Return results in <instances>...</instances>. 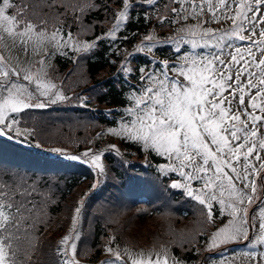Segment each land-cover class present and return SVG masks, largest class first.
<instances>
[{
	"label": "snow or ice",
	"instance_id": "obj_1",
	"mask_svg": "<svg viewBox=\"0 0 264 264\" xmlns=\"http://www.w3.org/2000/svg\"><path fill=\"white\" fill-rule=\"evenodd\" d=\"M156 2L117 0L113 9L110 4H98L95 0H21L19 4L0 0V46L4 50L23 49L25 53L31 46L38 53L51 44L61 55H67L70 49L76 54L73 62L78 63L94 53L101 40L115 43L117 33L130 20L133 10L153 8ZM173 3H179V8H171L176 19L169 23L177 24L191 17L197 19V24L178 27L174 35L163 39H158L154 30L150 31L135 46V51L128 53L116 75L122 76L130 88L127 93L130 106L124 110L119 126L108 127L106 133H97V138L110 134L138 146L146 159L152 153L165 158L167 163L156 165L155 179L178 174L179 179L172 180L170 188L180 190L183 197L201 206L202 224H214L217 204L221 217L225 214L229 217L210 234L207 250L247 241L249 250L243 255L250 262L264 264V251L259 250L264 247V206L259 208L258 231L257 217L250 214L257 200L264 204V132H261L264 128V0H200L199 3L173 0ZM205 6L210 20L199 19L205 16ZM60 8L64 11H53ZM93 9L103 10L106 18L112 15L115 23L111 28L91 42L79 36L74 38L69 28L65 39L62 25L69 10L71 19L86 31L84 17ZM49 14L57 21L51 33ZM152 15L146 12L145 21L150 22ZM157 19L161 24L165 22L158 14ZM221 21H230L232 26L204 27ZM237 42L246 47L242 49ZM186 44L191 46L190 50L179 55ZM166 45L177 54L176 63L170 64L168 58L151 59V69L133 67L136 54L154 55L156 48ZM198 47L208 51L198 53ZM55 54V51L45 53L39 60L26 63L19 59L14 62L11 55H0V139L41 149L44 141L38 139V121L30 109H46L73 101L86 106L89 102L88 96H69L62 84L53 82L55 66L47 60ZM137 71L139 87L130 83ZM109 114L111 110L106 113ZM46 150L87 164L98 178L92 190L98 187L100 177L107 178L102 163L104 153L114 151L121 155L119 147L112 143L99 151L89 148L79 155H70L63 147ZM0 177H3L0 264H33L32 257L38 249L35 233L43 222L42 209H38V202L33 199L39 191L38 181L29 169L2 163ZM89 194L85 192L74 208L67 234L59 240L56 254L63 257L60 264H79L75 258L81 237L77 225ZM182 240L190 242L187 236ZM114 242L113 236L109 244ZM170 246L169 242H158L138 251L131 245L122 250L119 246L115 250L108 246L105 251L111 258L103 264H183L169 255Z\"/></svg>",
	"mask_w": 264,
	"mask_h": 264
},
{
	"label": "trees",
	"instance_id": "obj_2",
	"mask_svg": "<svg viewBox=\"0 0 264 264\" xmlns=\"http://www.w3.org/2000/svg\"><path fill=\"white\" fill-rule=\"evenodd\" d=\"M13 2L19 4L21 0ZM95 2L108 3L113 9L117 7V0ZM196 2L199 3L200 0ZM172 7L179 8V3H173V0H157L153 8L138 7L117 33L118 39L115 43L110 39L101 40L94 53L81 58L78 63L73 62L72 57L76 54L70 49L67 55L53 50L56 54L47 60L48 64L55 66V72L52 73L55 77L53 82L58 86L62 84L69 96L82 94L92 96V99H89L86 106L73 101L46 109H30L29 112L38 121V139L44 141L43 148L63 147L70 155H79L89 148L93 151L106 148L110 142L105 136L92 142L93 130L89 128H95L99 123L117 125V120L109 121L105 118L102 112L105 105L117 104L120 114H124V110L130 106L127 99L130 88L124 84L122 76H117L116 73L128 53L135 51L136 41L150 31L151 25L157 35L170 36L175 34L176 28L195 25L198 22L197 19L189 17L187 21L181 19L177 24L169 23L168 21L176 19L171 13ZM57 10L64 11L62 8L53 11ZM146 12L153 14L150 22L144 19ZM157 14L164 17L163 24L157 19ZM205 14H208L206 6ZM71 17L72 12L69 10L68 19L62 25L64 38L70 28L74 38L79 36V39L90 42L96 36L107 32L115 23L111 14L106 18L103 10L93 9L84 17V31ZM208 19H211L210 16ZM224 23L211 22L207 25L222 29ZM56 24V19L49 14V33L54 30L53 26ZM124 36L128 39L123 40ZM189 50V44L183 45L181 53ZM154 52L164 57L177 55L168 45L158 47ZM29 55L35 56L34 61L40 59L33 51ZM113 60L116 61L115 64L111 63ZM150 60L146 53L136 54L132 62L133 67L146 66L151 69ZM85 79L87 83H84ZM138 79L137 71L133 74L134 83H130L136 85ZM125 143L128 147L138 148L136 145ZM0 148V163L4 166L27 168L38 181L39 191L34 194L33 199L38 202V209H42L43 222L38 225V231L35 233L38 249L33 254V264H60L56 254L59 240L67 234L74 208L78 206L85 192L90 194L85 199L77 225L81 232L76 252V258L79 260L85 258L88 263L94 264L99 255L109 254L105 251L106 247L114 248L118 244L131 245L134 249H146L154 243L169 242V252L172 256L183 263L194 264H198L204 254L215 251L209 252L206 249L210 227L222 221L224 216L221 217L219 209L215 207L214 224H202L200 205L185 199L180 190L171 189L165 177L155 179L156 165L160 164L161 160L155 153H152L151 165L144 169L140 161L141 153L134 156L129 152H120L121 155L118 156L114 151H106L102 163L106 167L107 178L100 177L98 187L92 190L91 186L98 178L87 164L79 160L65 159L47 150L44 159L39 152H33V156L27 154V149L33 150V147L14 145L6 138L0 139ZM138 150L140 151L139 148ZM32 158L42 162L38 169L29 163ZM124 161H127V164ZM38 170L41 173H38ZM2 179L3 177H0V180ZM113 236L115 242L109 244ZM185 236L190 238V242L182 240Z\"/></svg>",
	"mask_w": 264,
	"mask_h": 264
},
{
	"label": "rangeland",
	"instance_id": "obj_3",
	"mask_svg": "<svg viewBox=\"0 0 264 264\" xmlns=\"http://www.w3.org/2000/svg\"><path fill=\"white\" fill-rule=\"evenodd\" d=\"M207 8V7H206ZM210 15V14H209ZM211 18V17H210ZM225 27L226 28H230L231 27V22L230 21H228V22H226L225 23ZM58 35V34H57ZM58 38H59V35H58ZM65 39H67V37L65 38ZM240 42H238V44H239ZM240 47L243 49L244 47H246V44H240ZM48 48H53V46L51 45V44H48L46 47H43V48H41L39 51H40V55H41V53H42V55H41V57H43V53H44V51H45V49H48ZM31 51H33L32 50V48H31V46L29 47V49H28V51H27V53H25L24 51H23V49H15V48H13V49H10V50H4L3 49V47L2 46H0V55H4L5 57H7V56H9V55H11L12 57H13V61L15 62V60L16 59H19L21 62H33L34 61V59H35V56L34 55H32V56H30L29 54H30V52ZM46 53V52H45ZM33 87H34V85H33ZM250 110V109H249ZM258 114V113H257ZM261 132H264V128H262L261 129ZM165 163H167V162H165ZM178 175V174H177ZM197 187H199L200 185H196ZM263 206H264V204H263ZM258 214H259V208H257V210L254 212V214H252V216H256L257 217V221H256V231H258V227H259V220H258ZM247 241L245 242V244H244V246L241 248L242 249V255H243V253L244 252H246V251H248L249 249L247 248ZM259 250L260 251H264V247H261V248H259ZM220 261V260H219ZM230 264H236L235 262H234V260L233 259H231L230 260ZM240 264V263H239ZM250 264H255V262L254 261H251L250 262Z\"/></svg>",
	"mask_w": 264,
	"mask_h": 264
}]
</instances>
